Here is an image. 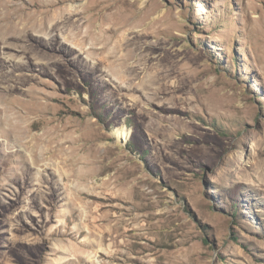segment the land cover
I'll use <instances>...</instances> for the list:
<instances>
[{
	"label": "rangeland",
	"instance_id": "rangeland-1",
	"mask_svg": "<svg viewBox=\"0 0 264 264\" xmlns=\"http://www.w3.org/2000/svg\"><path fill=\"white\" fill-rule=\"evenodd\" d=\"M61 6L0 8V264H264V0Z\"/></svg>",
	"mask_w": 264,
	"mask_h": 264
},
{
	"label": "bare ground",
	"instance_id": "bare-ground-1",
	"mask_svg": "<svg viewBox=\"0 0 264 264\" xmlns=\"http://www.w3.org/2000/svg\"><path fill=\"white\" fill-rule=\"evenodd\" d=\"M36 1L29 0V2H31L30 6H29L31 8L30 12L23 11V10H21V8H19V7L16 8L15 6H12L10 8L9 7L10 6L9 0H0V8L5 9L8 21L18 19L19 23L22 22V26L24 28L34 29V30L39 31V32L44 31V29L53 30V31L57 32V31H60L62 29V27H64V24L71 23V22H72V24L77 25V27H81V24L78 23V21H74L71 18L72 15L78 14L80 11H77L76 13H72L71 10H69V8L65 7V6L59 7V14H60L59 18H57L56 16L51 17V18L49 17L50 22L47 23V17H48V13H49L48 11H50V9L53 5H55L57 3L62 4L64 2V0H57V1L46 0L48 2L47 3L45 2L42 4L36 3ZM48 7L50 9L44 10L45 8H48ZM12 26L14 29L13 24H12ZM78 31H77V34H81V31L80 32H78ZM9 112L7 111V112H5V114L11 115V118H15L13 116V115H15V112L14 113H9ZM8 117H10V116H8ZM8 122H9V119H8Z\"/></svg>",
	"mask_w": 264,
	"mask_h": 264
}]
</instances>
